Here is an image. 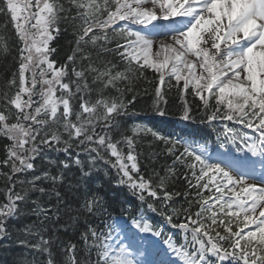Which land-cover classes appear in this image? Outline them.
Here are the masks:
<instances>
[{
  "label": "snow or ice",
  "instance_id": "1",
  "mask_svg": "<svg viewBox=\"0 0 264 264\" xmlns=\"http://www.w3.org/2000/svg\"><path fill=\"white\" fill-rule=\"evenodd\" d=\"M0 264H264V0H0Z\"/></svg>",
  "mask_w": 264,
  "mask_h": 264
},
{
  "label": "trees",
  "instance_id": "2",
  "mask_svg": "<svg viewBox=\"0 0 264 264\" xmlns=\"http://www.w3.org/2000/svg\"><path fill=\"white\" fill-rule=\"evenodd\" d=\"M60 43L61 45H65L67 42L62 40ZM65 51H67V49H65ZM172 103L173 105H175L178 104L179 101L173 98ZM138 109L139 111L136 116V120L138 122L160 129L164 132H175L177 134L180 133L181 129L185 128V124L180 122L179 114L175 106H170L168 114L164 117H161L151 111L145 110V106L143 103L138 106ZM230 126H232L231 123ZM214 137L215 133H213L212 135H208L204 139H201L200 137H196V139H198L200 143H207L210 151L216 145Z\"/></svg>",
  "mask_w": 264,
  "mask_h": 264
},
{
  "label": "rangeland",
  "instance_id": "3",
  "mask_svg": "<svg viewBox=\"0 0 264 264\" xmlns=\"http://www.w3.org/2000/svg\"><path fill=\"white\" fill-rule=\"evenodd\" d=\"M234 156H236L235 154H233Z\"/></svg>",
  "mask_w": 264,
  "mask_h": 264
}]
</instances>
